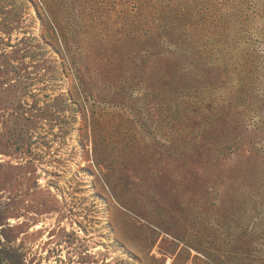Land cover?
<instances>
[{
	"label": "rangeland",
	"instance_id": "rangeland-1",
	"mask_svg": "<svg viewBox=\"0 0 264 264\" xmlns=\"http://www.w3.org/2000/svg\"><path fill=\"white\" fill-rule=\"evenodd\" d=\"M0 264H264V0H0Z\"/></svg>",
	"mask_w": 264,
	"mask_h": 264
}]
</instances>
